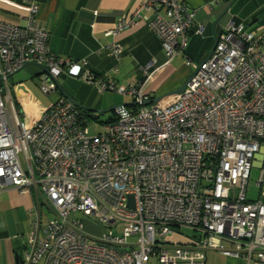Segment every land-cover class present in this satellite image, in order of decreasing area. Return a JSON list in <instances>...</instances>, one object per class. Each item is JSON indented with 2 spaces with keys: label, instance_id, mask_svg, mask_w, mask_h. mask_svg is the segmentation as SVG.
Instances as JSON below:
<instances>
[{
  "label": "built area",
  "instance_id": "2783aa9c",
  "mask_svg": "<svg viewBox=\"0 0 264 264\" xmlns=\"http://www.w3.org/2000/svg\"><path fill=\"white\" fill-rule=\"evenodd\" d=\"M26 2L24 24L0 21V192L32 199L22 264H205L209 251L264 263V188L247 196L264 143V35L229 21L182 93L144 105L155 60L140 69L145 83L95 79L85 60L51 52L35 21L39 3ZM194 18L182 0H144L105 36L142 21L169 62L186 48ZM104 49L121 54L112 42ZM27 63L46 70L40 91L55 94L47 108L21 84L8 85ZM59 77L130 96L135 108L115 109V120L89 136L87 120L57 92ZM86 220L108 232L87 235Z\"/></svg>",
  "mask_w": 264,
  "mask_h": 264
},
{
  "label": "crops",
  "instance_id": "0c3cea01",
  "mask_svg": "<svg viewBox=\"0 0 264 264\" xmlns=\"http://www.w3.org/2000/svg\"><path fill=\"white\" fill-rule=\"evenodd\" d=\"M182 1L189 9L195 11V18L188 32L187 47L185 52L180 54L185 61V57H188L190 65L192 63L198 65L206 60L215 38L231 20L249 24L251 30L264 35V0H236L222 17L220 16L230 0ZM37 2L39 5L35 21L48 32L51 52L58 58L70 59L74 62L85 60L86 67L94 74L95 79L110 80L121 86L123 80H127L126 77L136 75L138 82L142 80L140 69L147 62L155 60L159 70L146 81L144 86V93L151 100L172 96L167 94L177 90L190 77V72L187 70L177 72L169 67L180 55L168 62L158 39L142 21H137L134 26L123 29L114 36H105L107 31L114 28L119 18L123 16L128 18L134 8L144 0H37ZM28 9L26 0H0V21L22 25L26 20ZM111 42L121 48L118 58L109 55L104 49ZM25 71L33 77L40 72L35 66H28ZM65 79L70 78L65 77ZM128 84L131 85L132 82L129 81ZM86 86L96 90L93 86ZM54 95L48 96L49 102L54 100ZM76 95L79 97H75ZM70 96L77 99L78 103L87 100V97L84 99V94L79 95L77 92ZM98 97L84 105L102 108V101H97ZM263 156L264 143L261 151L253 159L250 171V176L251 172L256 176L253 199L259 197L261 189L264 188V175L260 186L257 184L261 171L264 170ZM31 207L32 199L28 194L20 195L11 189L0 192V264H15V255L24 251L26 236L31 231L33 221ZM173 240L184 241L183 237H175ZM205 264L264 263L246 262L209 251L206 253Z\"/></svg>",
  "mask_w": 264,
  "mask_h": 264
},
{
  "label": "rangeland",
  "instance_id": "374dc122",
  "mask_svg": "<svg viewBox=\"0 0 264 264\" xmlns=\"http://www.w3.org/2000/svg\"><path fill=\"white\" fill-rule=\"evenodd\" d=\"M181 55H182V53H181ZM181 55L176 57L172 61L171 65L169 67L172 70L177 71V72H179L181 70H187L190 72V75H191L195 70L194 67H196L197 65L194 63H192V65H188L186 63V61L183 60V57ZM187 66H188V68H187ZM126 79L127 80H123L124 82L121 84V86H123V87L128 86L129 81L132 82L131 85H133V86H135L137 84L145 83V81H144L145 77L144 76H142V80L138 81V82L136 81V75H133L132 77L130 75V76L126 77ZM7 82H8V85L11 89H13V86L15 84H17V83L21 84L24 87V89L30 94L31 98L40 104V107L42 109L47 108L49 106L50 102L48 101V96H46L45 94H43L40 91V84H39L38 77H33V76L27 74L25 69L19 71L18 73H16L12 77L8 78ZM58 84L61 86L63 91L66 94H68L69 96L71 94L75 95V92H77V93H79V95L84 94V96H85L84 99H86V97H87V100H84L82 98L84 101L80 102V103H83V104L78 103L77 99H75L73 97L74 101L76 100L75 102L77 104H79V105H81L87 109L105 111L103 114L97 115V120H94L91 118L88 120L87 129H88V135L89 136H94V135L102 132V126H103L102 124L103 123H101V122H105L107 120L115 119L116 112L114 109L110 110L111 108L118 106V105H125L126 109L129 112L132 111V109H131L132 106L130 105V104H132V98L130 96H120V95H117L115 93L108 92V91L103 92V93H99L97 90L90 89L86 85H83V83L73 81L72 79L66 80L65 77H59L58 78ZM97 96H99L97 98V101H100V100L102 101V105H103L102 108L98 109V108H92V107H88V106L84 105L89 101L92 102L95 99V97H97ZM75 97H79V96L76 95ZM255 181H256V176L253 172H251V176H250V180L248 182V188H247V196L250 199H253L255 197V189H254ZM51 217H52V215L46 211V208H43L42 209L43 221L46 222ZM84 232L89 236L96 237V236H100L101 234H103L105 232H108V230L101 227V226L94 225L91 222H89L88 220H86V221H84ZM112 232L115 235H120V229L114 230ZM181 233H183L184 235L190 236L192 234V231L187 230V229H182Z\"/></svg>",
  "mask_w": 264,
  "mask_h": 264
},
{
  "label": "water",
  "instance_id": "95a60500",
  "mask_svg": "<svg viewBox=\"0 0 264 264\" xmlns=\"http://www.w3.org/2000/svg\"><path fill=\"white\" fill-rule=\"evenodd\" d=\"M236 0H231V2L228 4V6L225 8V10L223 11V13L221 14L220 17H222L224 14H226L228 12V10L232 7V5L235 3ZM215 45H216V38L214 40V44H213V47L210 51V54L214 51L215 49ZM209 54V56H210ZM208 56V57H209ZM207 57V58H208ZM206 58V59H207ZM202 63V62H201ZM28 66H35L37 68H39L42 72H46L45 68L42 66V65H38V64H33V63H27L25 64L21 69L17 70L16 72H14L13 74H11L10 76H8V78L12 77L13 75H15L16 73H18L19 71L25 69L26 67ZM189 81V78L185 81V83L179 87L177 90H175L174 92L170 93V94H167V95H176V94H180L184 91L187 83ZM55 85H56V90L59 94H61L64 98H66L68 101H70L77 109H79L80 111L82 112H85V113H91V114H94V115H98V114H103L105 111H100V110H94V109H87L79 104H77L68 94H66L63 89L61 88V86L58 84L57 81H54ZM164 97V96H162ZM162 97H158V98H154V99H151L150 101L146 102L144 105H148V104H155L157 103L159 100L162 99ZM125 107V105H118V106H115L113 108H111L110 110L112 109H123ZM129 200H131V197H129ZM129 206L132 208L133 205H132V202L130 201V204ZM15 264H22V253H17L15 255Z\"/></svg>",
  "mask_w": 264,
  "mask_h": 264
},
{
  "label": "trees",
  "instance_id": "16d2710c",
  "mask_svg": "<svg viewBox=\"0 0 264 264\" xmlns=\"http://www.w3.org/2000/svg\"><path fill=\"white\" fill-rule=\"evenodd\" d=\"M226 1V0H225ZM227 1H229V0H227ZM231 1V0H230ZM232 21H234L236 24H242L246 29H248V30H251L249 27H248V25L249 24H246V23H239V22H236L235 20H232ZM146 25V24H145ZM189 32V31H188ZM160 43V42H159ZM187 44H188V40H187ZM161 47V46H160ZM187 47V46H186ZM186 49V48H185ZM185 49H184V51L182 52V53H184L185 52ZM162 50V49H161ZM163 52V51H162ZM185 59H186V63L188 64V62H190L189 60H188V57L186 56L185 57ZM188 65H190V64H188ZM85 70L86 71H88L94 78H96L95 76H94V74H92L91 73V71L86 67V65H85ZM35 77H38V75H36ZM78 81H80V80H78ZM80 82H82V81H80ZM82 83H84V82H82ZM84 84H86V83H84ZM86 85H88V84H86ZM88 86H91V85H88ZM131 106H132V108L131 109H133V108H135V105H134V103L132 102V104H130ZM77 111L78 112H80L81 113V115H83V118H85L86 120H87V122H88V120L91 118V119H94V120H97V115H94V114H91V113H85V112H82V111H80L79 109H77ZM115 119H111V120H107V121H105V122H101V123H103V124H107V123H111V122H113ZM175 237H178V238H181V236H178V235H176V236H174V237H172V240H173V238H175ZM173 241H175V240H173ZM183 241V240H182ZM178 242V241H177Z\"/></svg>",
  "mask_w": 264,
  "mask_h": 264
}]
</instances>
